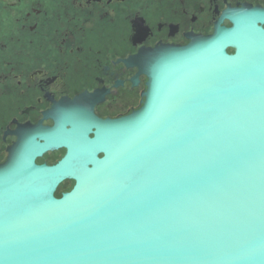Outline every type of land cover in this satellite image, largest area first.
Instances as JSON below:
<instances>
[{
    "label": "water",
    "instance_id": "1",
    "mask_svg": "<svg viewBox=\"0 0 264 264\" xmlns=\"http://www.w3.org/2000/svg\"><path fill=\"white\" fill-rule=\"evenodd\" d=\"M263 26L264 9L225 11L123 61L146 77L137 110L75 102L20 135L0 165V264H264Z\"/></svg>",
    "mask_w": 264,
    "mask_h": 264
},
{
    "label": "flooded vegetation",
    "instance_id": "2",
    "mask_svg": "<svg viewBox=\"0 0 264 264\" xmlns=\"http://www.w3.org/2000/svg\"><path fill=\"white\" fill-rule=\"evenodd\" d=\"M243 7L264 9V0H0V165L20 135L52 128L75 102L99 120L137 110L146 77L124 60L141 49L186 46ZM81 95L87 99L77 101ZM64 154L48 149L35 163L52 166ZM65 183L56 197L71 189L69 182L60 191Z\"/></svg>",
    "mask_w": 264,
    "mask_h": 264
},
{
    "label": "rangeland",
    "instance_id": "3",
    "mask_svg": "<svg viewBox=\"0 0 264 264\" xmlns=\"http://www.w3.org/2000/svg\"><path fill=\"white\" fill-rule=\"evenodd\" d=\"M69 185H70V183H69V182H66V183L61 187L60 190H65V189H67V188L69 187Z\"/></svg>",
    "mask_w": 264,
    "mask_h": 264
},
{
    "label": "trees",
    "instance_id": "4",
    "mask_svg": "<svg viewBox=\"0 0 264 264\" xmlns=\"http://www.w3.org/2000/svg\"><path fill=\"white\" fill-rule=\"evenodd\" d=\"M60 191H63V190H60ZM58 193H60V192H58Z\"/></svg>",
    "mask_w": 264,
    "mask_h": 264
}]
</instances>
